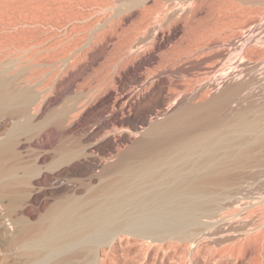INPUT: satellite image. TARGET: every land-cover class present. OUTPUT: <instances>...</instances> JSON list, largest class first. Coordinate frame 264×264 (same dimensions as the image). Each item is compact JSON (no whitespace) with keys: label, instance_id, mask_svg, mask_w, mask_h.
Listing matches in <instances>:
<instances>
[{"label":"bare ground","instance_id":"obj_1","mask_svg":"<svg viewBox=\"0 0 264 264\" xmlns=\"http://www.w3.org/2000/svg\"><path fill=\"white\" fill-rule=\"evenodd\" d=\"M43 1L32 26L71 43L0 59V264H109L117 237L192 241L255 201L242 189L250 172L264 182V20L204 43L218 0H69L64 20Z\"/></svg>","mask_w":264,"mask_h":264},{"label":"rangeland","instance_id":"obj_2","mask_svg":"<svg viewBox=\"0 0 264 264\" xmlns=\"http://www.w3.org/2000/svg\"><path fill=\"white\" fill-rule=\"evenodd\" d=\"M17 1V2H16ZM30 1V2H29ZM36 1V2H35ZM42 1L43 0H0V59H1V57L2 58H5L6 57V59H13V49L16 47H14L13 46V44L15 45V44H19L20 43V45L19 46H21L19 49H21V48H26V49H28L27 51V53L29 54V52H30V54H29V56L28 57H33L34 56V54L36 55L37 53H42V54H44L45 52H48V53H45V55L46 54H50V56H52L53 54L52 53H54L53 51H55V54L57 53L56 52V50H59L58 48H56L57 46L58 47H60V50H61V47L62 48H64V46L65 45H67V44H69V43H71V42H66L67 44H62L61 45V42L58 40H54L55 38H54V36L52 35V33L53 32H51V31H48V30H44L42 27H38V28H40V30L38 29V28H34L32 25L33 24H36V21L34 20L36 17H35V14L37 13V14H39V12H40V14L38 15V19L36 18V20L38 21V20H40V22H42V20H43V18H44V20H46L47 18H45V17H47L46 16V14H48V8L46 9L45 8V6L42 4ZM46 0H44L43 2H45ZM55 1V0H54ZM57 1V0H56ZM55 1V3H57L58 2V4L57 5H59V6H56L57 7V9L59 10V17L62 19V20H64V19H66L67 18V16L70 14V16H75V14H73V13H71V12H73L74 11V13L75 12H79L78 10H80V9H78V7H77V5H75V4H73L72 3V1H69V0H61V3H60V0H58L57 2ZM233 1V2H232ZM2 2V3H1ZM23 2L25 3V4H23ZM29 2V3H28ZM216 2V1H215ZM225 2H226V4H225ZM229 4H228V3ZM55 3H52V5L54 6H52L53 8H55ZM221 3V4H220ZM237 3H239L238 1H235V0H218L215 4H214V6L212 7V9H211V11H209V12H211V14L208 12V14H206L207 16H206V18L208 19L207 21H206V27H208L209 28V26L211 25V28L212 29H214L215 28V26L216 25H222L221 27L220 26H216V28L214 29V30H207V28H205V31H206V33H207V35H206V33H205V35H204V32H203V35H204V38H203V35L201 36V42H202V40L204 41L205 40V38H206V40L204 41V43L208 40H216L217 38H222V41H226V39L227 40H229L230 39V37L231 38H233L234 37V35H232L231 36V32L233 33V34H235V32H237V34H238V32H239V27L240 26H242V25H244V23H247L248 24V22L249 23H253V22H261L262 23V21L264 20V2H260V3H257V4H254V5H249V4H241V5H239V4H237ZM46 4V3H45ZM233 4H234V6H233ZM17 5V6H16ZM231 5H232V7H231ZM247 5V6H246ZM249 5V6H248ZM18 6H20V7H18ZM75 6H76V8H75ZM227 6V7H226ZM237 7V9H236V7ZM252 8H251V7ZM260 6V7H259ZM26 9H25V8ZM59 7V8H58ZM71 7V8H70ZM28 8V9H27ZM215 8H217V10L215 9ZM232 8V9H231ZM259 10H258V9ZM21 9H23V11L21 10ZM46 9V10H45ZM57 9H54V10H57ZM77 11H76V10ZM221 9V10H220ZM235 9V10H234ZM250 9V10H249ZM257 9V10H256ZM261 9V10H260ZM4 10V11H3ZM7 10V11H6ZM38 10V12H36ZM63 10H65V11H63ZM67 10V11H66ZM71 10V11H70ZM213 10V11H212ZM215 10V11H214ZM250 12H249V11ZM22 11V12H21ZM26 11V12H25ZM28 11V12H27ZM44 11H46V12H44ZM48 11V12H47ZM247 11V12H246ZM253 13H252V12ZM259 12V14H258V12ZM30 12H31V14H33L32 12H34V14L32 15V16H34L35 18H33L32 16H31V14H30ZM65 12V13H64ZM70 12V13H69ZM229 14H228V13ZM230 12H232V13H230ZM236 12V13H235ZM238 12V13H237ZM246 12V13H245ZM249 12V13H248ZM261 12V13H260ZM29 13V14H28ZM255 13V14H254ZM26 14V15H25ZM28 14V15H27ZM61 14H63V15H61ZM66 14H68V15H66ZM71 14H73V15H71ZM78 14V13H77ZM77 14H76V17H75V19L78 17L77 16ZM80 15H82L83 16V14L81 13V11H80V13H79ZM78 14V15H79ZM210 14V15H209ZM214 14V15H213ZM233 14H235V15H233ZM252 14H254V15H252ZM30 15V16H29ZM62 17H61V16ZM79 15V16H80ZM217 15V17H215ZM238 15H239V17H238ZM37 16V15H36ZM39 16H41L40 18H39ZM63 16H65V17H63ZM70 16H69V18H70ZM73 16V17H74ZM212 16V18H210ZM232 16H233V18H232ZM240 16H241V18H240ZM30 17V18H29ZM31 17L33 18V19H31ZM242 17H244V18H242ZM27 18V19H26ZM68 18V19H69ZM79 18V17H78ZM77 18V19H78ZM80 18H81V16H80ZM79 18V20H81ZM83 19H84V16L82 17ZM216 18V19H215ZM237 18V19H236ZM259 18H260V21H258L259 20ZM50 19V18H49ZM72 19V20H71ZM74 19V20H75ZM223 19V20H222ZM235 19H236V21H235ZM240 19V20H239ZM30 20V21H29ZM32 20V21H31ZM35 22H34V21ZM43 20V21H44ZM71 22L73 21V18H70L69 19ZM86 20V19H85ZM85 20H84V22L82 21L81 23H85ZM219 20V21H218ZM233 20H234V23H233ZM24 21V22H23ZM28 21V22H27ZM68 20H66L65 22L69 25L70 24V26L68 27L69 29H70V27H71V30L72 31H74L73 29H75L76 28V30L75 31H77L78 30V34L81 32V31H83V30H81L82 28H83V26H80V25H82V24H80V22L78 23V26H80V27H82V28H80V32H79V29H77L78 28V26H76L77 25V23H74L73 22V24H74V26L73 25H71L72 23L70 22V23H68L67 22ZM208 21L209 22H211V23H209V26H208ZM216 21V22H215ZM232 21V22H231ZM239 21V22H238ZM248 21V22H247ZM251 21V22H250ZM15 22H17L16 24H15ZM26 22V23H25ZM32 22H34V23H32ZM39 22V23H40ZM45 22V21H44ZM264 22V21H263ZM30 23H32L30 26L33 28H31L32 29V31L35 29H37L38 31L37 32H32V31H30V29H29V31L30 32H28L27 30H26V28L23 26V24H30ZM38 23V22H37ZM76 24V25H75ZM80 24V25H79ZM226 24V25H225ZM228 24V25H227ZM264 24V23H263ZM85 25V24H84ZM237 27H235V26ZM238 25V26H237ZM213 26V27H212ZM232 26V27H231ZM14 27H16V28H14ZM72 27H74L73 29H72ZM218 27V28H217ZM222 27H224L223 29H222ZM225 27H228V28H225ZM235 27V28H234ZM264 27V26H263ZM19 28V29H18ZM22 28V29H21ZM67 28V29H68ZM18 29V30H17ZM28 29V28H27ZM66 29V30H67ZM225 29V30H224ZM236 29V30H235ZM21 32H20V31ZM22 30H24V31H22ZM71 30H69V31H71ZM219 32H218V31ZM227 30V31H226ZM17 31V32H16ZM25 31H27V32H25ZM68 31V30H67ZM67 32V34L65 33V37L63 38L64 40H66L68 37H70L73 33H71V32ZM74 31V32H75ZM209 31H211L210 33H209V35H208V32ZM212 31L214 32V33H212ZM216 31V32H215ZM264 28H262V30H261V32L259 33V35L260 34H262L263 35V37H264ZM15 33H17V34H15ZM20 33V34H19ZM36 33V34H35ZM212 33V34H211ZM230 33V34H229ZM23 34V35H22ZM40 34V35H39ZM69 34H71L70 36H67V35H69ZM76 34V32L73 34V35H75ZM78 34H76L77 36H80L81 35V33H80V35H78ZM23 36V38H24V36H25V38L23 39L22 38V36ZM28 35V36H27ZM34 35V36H33ZM50 35H52V36H50ZM71 36L70 38H68L67 40L69 41V39L71 40L74 36ZM224 35V36H223ZM261 35V36H262ZM5 36V37H4ZM18 36V37H17ZM21 36V40L23 39V41L24 40H26V41H24V43L23 44H25L28 40H29V42H27V44H28V47H25L26 46V44H25V46L23 47V45H21L22 43L21 42H23V41H20V42H18L19 41V37ZM76 36V37H77ZM218 36V37H217ZM227 36H228V38H227ZM14 37V38H13ZM50 37H52V38H50ZM67 37V38H66ZM10 38V39H9ZM16 38V40H18V41H16V40H14ZM32 38V39H31ZM49 38V39H48ZM54 38V39H53ZM66 38V39H65ZM194 39L196 38V37H193ZM198 38V37H197ZM208 38V39H207ZM213 38V39H212ZM8 39V40H7ZM48 39V40H47ZM74 39L76 40L77 38H75L74 37ZM71 40V41H75V40ZM199 39V38H198ZM198 39H195V41L197 40L198 41ZM200 39H199V41H198V43H200V44H202L201 42H200ZM51 40V41H50ZM52 40H54V42L52 41ZM218 40V39H217ZM221 40V39H220ZM5 41V42H4ZM13 41L14 42H16V43H13ZM191 41H194L193 39L191 40ZM195 41H194V44H195ZM196 41V42H197ZM18 42V43H17ZM34 42V43H33ZM50 42H53V43H50ZM59 42L60 44H57V43ZM42 43V44H41ZM197 43V44H198ZM52 44H53V47L56 49V50H54V49H51L52 47ZM56 44V45H55ZM73 44V43H72ZM29 45H31L32 46V50L29 48ZM49 45V46H48ZM30 46V47H31ZM41 46H43V47H41ZM49 48H48V47ZM263 46V47H262ZM261 46V49L263 48L264 49V43H263V45ZM16 47V49H18ZM51 47V48H50ZM40 48H41V50L43 49V50H46V51H43L42 50V52H41V50H40ZM45 48V49H44ZM257 48H259V47H257ZM29 49L31 50V51H29ZM47 49H49L48 51H47ZM262 49V50H263ZM39 50V51H38ZM50 50H52V51H50ZM64 50V49H63ZM8 51V52H7ZM32 51H33V53H32ZM35 51H37V52H35ZM62 51V50H61ZM44 52V53H43ZM52 52V53H51ZM7 53V55H5ZM58 53H59V51H58ZM57 53V54H58ZM54 54V55H55ZM3 55V56H2ZM36 60H37V56H36V58H35ZM230 169H228V172L226 173V176H229L230 178H233L234 180L235 179H238L236 176H237V172L236 171H229ZM262 170V169H261ZM259 172H260V170H258ZM262 171H264V170H262ZM256 173H258L257 171H256ZM260 175H261V179H262V175L264 174V172L261 174V173H259ZM251 175V176H250ZM255 175V173H253L252 174V172H250V174L247 176V177H244V182L247 184V185H245V183H244V185L246 186V187H244L243 189H242V193L244 194V196L246 197L247 196V198H250V199H253V197H254V200L256 201H245V202H247V204H248V206H242V205H239V204H237V205H239V206H242L241 208L240 207H237V205L236 204H234V205H232V207H228V206H226V207H224L223 206V209L221 208V210H223V211H221L220 213H222V215L223 214H225V215H223V216H225V217H227L226 219H227V221L226 222H224V223H222V225H219L218 227L216 226V227H212V228H210V229H204V232L203 231H201V232H203V233H198V235H196L195 237H194V239L192 240V241H181L179 238L177 239V238H175V239H173V240H166V241H162V243H160V242H158V243H150V241L149 240H142V239H135V238H133V237H130V236H126V237H123V238H121V237H117L116 239H115V241H114V246H115V251H112V252H110V253H108L109 254V264H239V263H241V264H264V182H258L257 183V186H256V183H254V182H256L255 180H256V178H253V176ZM258 175V174H257ZM259 176V175H258ZM235 177V178H234ZM250 178V179H249ZM258 178V177H257ZM263 178H264V175H263ZM245 179H246V181H245ZM254 179V180H253ZM234 180H233V183H234ZM249 180V181H248ZM257 181H258V179H257ZM235 182H237V180H235ZM249 182V183H248ZM250 182H253L254 184H255V186L253 185V184H250ZM259 183H262L261 185H262V187H261V185H260V187H259ZM248 185H252L251 187L250 186H248ZM234 186V185H233ZM236 186V185H235ZM217 190V191H216ZM210 192H215V193H223V194H227L228 192H230V191H228V189H211V190H209ZM263 195V196H262ZM263 198H262V197ZM255 198H258V199H255ZM262 198V199H261ZM244 202V201H243ZM251 202H253V203H251ZM258 202V203H257ZM254 204V205H253ZM251 205V206H250ZM243 207H245V209L243 208ZM230 208V209H229ZM225 210V211H224ZM237 211H239V212H237ZM237 212V213H236ZM249 213V214H248ZM237 214V215H236ZM241 216V217H240ZM238 217H240V218H238ZM232 218V219H231ZM237 219V220H235V221H233L234 219ZM246 218V219H245ZM231 219V220H230ZM245 219V220H244ZM249 219V220H248ZM247 220H248V222H247ZM262 220H263V222H262ZM231 223H230V222ZM242 221V222H241ZM246 221V222H245ZM258 221V222H257ZM236 222V223H235ZM243 224H241V223ZM251 222V223H250ZM257 222V223H256ZM227 223V224H226ZM250 223V224H249ZM262 223V224H261ZM225 226H224V225ZM239 224V225H238ZM247 224V227L245 226ZM252 224H254V225H252ZM235 225V226H234ZM242 225V226H241ZM257 225V226H256ZM259 225V226H258ZM246 228H245V227ZM256 227L255 229L253 228V227ZM222 229H221V228ZM230 227H231V230H237L238 231V233L236 232V236H234L235 234H233L232 232H230V231H227V230H230ZM236 227V228H235ZM252 227V228H251ZM225 228V229H224ZM240 228L242 229V231L240 230ZM245 230H244V229ZM249 228V229H248ZM217 229V230H216ZM248 229V230H247ZM251 229V230H250ZM220 230H223V231H221V232H224V230H226L225 232H224V234H218L219 233V231ZM239 230H240V232H239ZM207 231V232H206ZM209 231H211V232H209ZM244 231V232H243ZM247 231V232H246ZM216 232V233H215ZM207 233V234H206ZM210 233V234H209ZM215 235H214V234ZM227 233V234H226ZM231 233V234H230ZM243 233V234H242ZM262 233V234H261ZM213 234V235H212ZM226 234V235H225ZM228 234H229V236H228ZM203 235V236H202ZM205 235V236H204ZM211 235V236H210ZM239 235V236H238ZM210 236V237H209ZM213 236V237H212ZM219 236V237H218ZM223 236V237H222ZM227 236H228V239H229V237H230V239H231V236H233L232 238H235V241H236V243L237 244H235V243H232L233 241H232V239L231 240H229V242H225V240L227 239ZM253 236H254V238H253ZM201 237H203V238H201ZM205 237V238H204ZM212 237V238H211ZM215 237V238H214ZM239 237V238H238ZM224 238H226V239H224ZM239 239V240H238ZM245 239V240H244ZM252 239V240H251ZM257 239V240H256ZM221 240H224V241H222V242H220ZM241 240H243L242 242H241ZM230 241H231V243L232 244H235L236 246H238V244L240 245V243L242 244V245H240V247H236L235 245V247H232L233 245L230 243ZM248 241H253V242H249L248 243ZM255 241V242H254ZM219 242V243H218ZM224 242V243H223ZM188 243V244H187ZM192 243V244H191ZM223 243V244H222ZM227 243V244H226ZM156 244V245H155ZM179 244V245H178ZM194 244V245H193ZM253 244V245H252ZM178 245V246H177ZM184 247H183V246ZM189 245V246H188ZM230 245V246H229ZM249 245V246H248ZM177 246V247H176ZM225 246H226V248L227 247H229V249H226L227 250V253L226 252H224L223 250H225ZM159 247V248H158ZM164 247V248H163ZM182 247V248H181ZM188 247V248H187ZM247 247L249 248V249H251V248H253V250L251 249L250 250V253L249 254H251L250 256L249 255H247V256H245V258L243 259V262H240V260H241V258L244 256V253H245V250L247 249ZM158 248V249H157ZM186 248V249H185ZM231 248H232V250H231ZM239 249V251H238V249ZM243 248L245 249V250H243ZM257 248V249H256ZM234 249H235V251H234ZM256 249V250H255ZM225 250V251H226ZM241 250V251H240ZM233 253H232V252ZM257 253H256V252ZM230 253V256H227V255H229V253ZM252 252V253H251ZM112 253V254H111ZM214 253V254H213ZM234 254H239V256H236L235 257V255ZM241 254H243L242 256H241ZM221 255V256H220ZM232 255V256H231ZM193 256H195V257H193ZM224 256H226V257H224ZM112 257V258H111ZM228 257V258H227ZM230 257H232V258H230ZM233 257H235L234 259H233ZM240 258V259H239ZM234 261H233V260ZM235 259H238V260H236V262H235ZM246 259V260H245ZM249 259V260H248ZM253 259V260H252ZM256 259V260H255ZM242 261V260H241ZM246 261V262H245Z\"/></svg>","mask_w":264,"mask_h":264}]
</instances>
